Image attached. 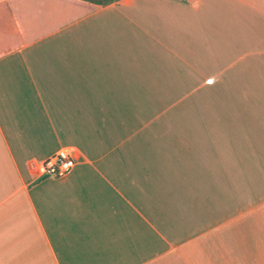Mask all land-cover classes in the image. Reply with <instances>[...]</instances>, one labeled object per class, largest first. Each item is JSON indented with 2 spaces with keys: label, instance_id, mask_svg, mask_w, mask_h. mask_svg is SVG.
Segmentation results:
<instances>
[{
  "label": "crops",
  "instance_id": "obj_1",
  "mask_svg": "<svg viewBox=\"0 0 264 264\" xmlns=\"http://www.w3.org/2000/svg\"><path fill=\"white\" fill-rule=\"evenodd\" d=\"M0 264H264V0H0Z\"/></svg>",
  "mask_w": 264,
  "mask_h": 264
},
{
  "label": "built area",
  "instance_id": "obj_2",
  "mask_svg": "<svg viewBox=\"0 0 264 264\" xmlns=\"http://www.w3.org/2000/svg\"><path fill=\"white\" fill-rule=\"evenodd\" d=\"M74 162L71 149L63 147L44 158L39 163L38 169L43 175L58 177L66 174L73 167Z\"/></svg>",
  "mask_w": 264,
  "mask_h": 264
},
{
  "label": "trees",
  "instance_id": "obj_3",
  "mask_svg": "<svg viewBox=\"0 0 264 264\" xmlns=\"http://www.w3.org/2000/svg\"><path fill=\"white\" fill-rule=\"evenodd\" d=\"M87 1L102 4L113 0H87Z\"/></svg>",
  "mask_w": 264,
  "mask_h": 264
},
{
  "label": "rangeland",
  "instance_id": "obj_4",
  "mask_svg": "<svg viewBox=\"0 0 264 264\" xmlns=\"http://www.w3.org/2000/svg\"><path fill=\"white\" fill-rule=\"evenodd\" d=\"M196 97H202V92L198 93Z\"/></svg>",
  "mask_w": 264,
  "mask_h": 264
}]
</instances>
